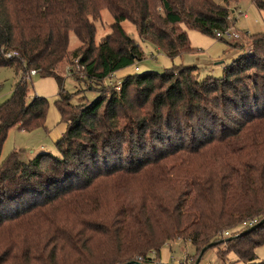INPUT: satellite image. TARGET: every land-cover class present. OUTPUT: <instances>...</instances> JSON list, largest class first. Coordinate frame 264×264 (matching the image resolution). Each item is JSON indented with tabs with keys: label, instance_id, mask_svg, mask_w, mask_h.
Here are the masks:
<instances>
[{
	"label": "trees",
	"instance_id": "obj_1",
	"mask_svg": "<svg viewBox=\"0 0 264 264\" xmlns=\"http://www.w3.org/2000/svg\"><path fill=\"white\" fill-rule=\"evenodd\" d=\"M232 1L0 0V68L21 73L0 105V160L11 130L44 127L49 101L29 100L31 71L57 80L67 125L58 156L25 162L14 151L0 161V227L66 202L64 243L42 248L40 264H159L176 240L194 247L191 264L211 244L201 261L216 250L223 263L234 253L244 264H264L256 253L264 224L240 236L264 220V33L248 35L252 53L221 78L200 80L195 66L136 73L87 104L72 103L59 72L79 60L97 84L141 62L143 48L124 22L171 59L191 52L188 30L217 38L231 28ZM251 1L264 13V0ZM104 10L114 22L96 44ZM71 33L80 42L73 52Z\"/></svg>",
	"mask_w": 264,
	"mask_h": 264
},
{
	"label": "rangeland",
	"instance_id": "obj_2",
	"mask_svg": "<svg viewBox=\"0 0 264 264\" xmlns=\"http://www.w3.org/2000/svg\"><path fill=\"white\" fill-rule=\"evenodd\" d=\"M219 5H225V0H214ZM234 12L232 26L240 34L238 41L224 38L217 39L200 33L197 30H188L191 52H186L173 59L160 52L153 44L140 40L136 27L130 22L122 24L124 30L141 44L144 51V59L132 67L116 73V79L111 83L92 84L82 72V67L76 68L73 77L67 73V64L61 66L59 72L64 78V89L73 94V104H87L96 100L99 95L109 96L127 75L146 72L163 73L165 70L179 67H197L199 79L208 77L221 78L224 69L240 55L250 54L253 51L252 40L248 35L264 33V13L260 12L251 0H234L228 4ZM238 12L248 13L247 18L239 17ZM114 18L111 13L104 10L101 19L95 22L97 34L96 44L111 33V25ZM231 26V27H232ZM80 42L74 33L70 35L69 51L79 46ZM230 44L237 45L231 48ZM138 68V70H137ZM21 73L15 67L0 68V105L7 101L13 94L20 79ZM80 81H77V78ZM76 78V79H75ZM29 82V100L35 97L48 99L49 106L44 127L32 132L13 129L9 132L3 147L1 162H4L12 152L17 151L20 158L28 162L41 153H51L58 156L57 142L63 137L67 125L63 122L57 107L60 97V87L54 77H42L40 75H27ZM68 208L65 200L47 206L35 212L29 213L18 220L9 221L0 227V264H16L19 258H23L28 264H40L37 260L38 252L49 243H64L65 238L63 224L67 220ZM195 249L190 242L172 241L161 250L159 264H174L176 258L183 261L188 255H193ZM259 261H264V246L257 249ZM175 259V260H174ZM158 263V262H157ZM201 264H244L239 261L234 253L229 254L227 263H223L216 254V250H210Z\"/></svg>",
	"mask_w": 264,
	"mask_h": 264
},
{
	"label": "built area",
	"instance_id": "obj_3",
	"mask_svg": "<svg viewBox=\"0 0 264 264\" xmlns=\"http://www.w3.org/2000/svg\"><path fill=\"white\" fill-rule=\"evenodd\" d=\"M239 16H243V17H247V13H238ZM217 38H229V39H234V40H239L240 39V35L234 30L233 27L227 29L226 31H223V32H218L217 33ZM12 56H18L17 53H13V54H8L7 57L8 58H11ZM80 66L79 64V60H75L74 64H70L68 65V67L66 68L67 69V73L70 74L71 76H75L76 75V68H78ZM138 70V68H137ZM33 75H36V71H31L30 73V77L33 76ZM114 79H116V74L114 75H111L109 78H107L105 81H107V83H111L112 81H114ZM116 90L119 91L120 90V83H116ZM257 223L256 220L254 221H251L249 223V226L250 227H253L255 226ZM226 236L229 235V233H226L225 234ZM175 260V259H174ZM176 263L174 264H191V259L185 257V259H183V261H180L176 258Z\"/></svg>",
	"mask_w": 264,
	"mask_h": 264
},
{
	"label": "water",
	"instance_id": "obj_4",
	"mask_svg": "<svg viewBox=\"0 0 264 264\" xmlns=\"http://www.w3.org/2000/svg\"><path fill=\"white\" fill-rule=\"evenodd\" d=\"M262 224H264V220H262L260 223L256 224L255 226L251 227L249 230L245 231V232L242 233L240 236L245 235V234H249L251 231H254V230H256L257 228H259ZM214 245H216V244H211V245H209V247L205 248V249L202 251V253H201V257L198 258L196 264H200L202 256L205 254V252H206L209 248H212ZM137 264H139V263H137Z\"/></svg>",
	"mask_w": 264,
	"mask_h": 264
},
{
	"label": "crops",
	"instance_id": "obj_5",
	"mask_svg": "<svg viewBox=\"0 0 264 264\" xmlns=\"http://www.w3.org/2000/svg\"><path fill=\"white\" fill-rule=\"evenodd\" d=\"M231 11H232V10H231ZM234 12L236 13V11H233V13H234ZM238 13H242V12H238ZM247 16H248V13H247ZM239 17H243V16H239ZM244 18H245V17H244ZM246 18H247V17H246ZM239 35H240V34H239ZM240 38H241V36H240ZM239 40H240V39H239ZM234 41H238V40H234ZM231 48H233V47H231ZM19 81H20V79H19ZM19 81H18V82H19ZM21 131H22V130H21ZM62 136H63V135H62Z\"/></svg>",
	"mask_w": 264,
	"mask_h": 264
}]
</instances>
